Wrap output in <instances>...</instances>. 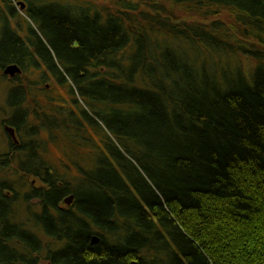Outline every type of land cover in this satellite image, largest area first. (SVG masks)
Wrapping results in <instances>:
<instances>
[{
	"label": "trees",
	"instance_id": "obj_1",
	"mask_svg": "<svg viewBox=\"0 0 264 264\" xmlns=\"http://www.w3.org/2000/svg\"><path fill=\"white\" fill-rule=\"evenodd\" d=\"M110 1L28 0L31 22L4 1L2 124L23 144L0 163L42 186L0 196V264H264V0Z\"/></svg>",
	"mask_w": 264,
	"mask_h": 264
},
{
	"label": "rangeland",
	"instance_id": "obj_2",
	"mask_svg": "<svg viewBox=\"0 0 264 264\" xmlns=\"http://www.w3.org/2000/svg\"><path fill=\"white\" fill-rule=\"evenodd\" d=\"M4 1L5 0H0V11L2 10L3 12H6L8 14L6 4H4ZM12 1L15 5L17 11L21 14V16L26 21L28 20L29 22H31L30 19L25 14V9L24 10L21 9V7L19 5L20 2L27 3L28 0H12ZM33 1H37V0H33ZM43 1L50 2V3L58 2V3H62V4L63 3H77V4L92 3V4L97 5L98 7H107V8H110L114 5V2L110 1V0H43ZM183 19L190 20L189 18H183ZM249 64L250 63H248L244 59L241 62V66L244 70L245 69L247 70V67ZM17 76H19V75H17ZM7 77H9V76H7ZM12 84L13 83L8 82L5 79L3 80V77L0 74V153L8 152V139L6 138L7 133H6L5 128H4L5 126H8V125L2 124V120L12 118V115L14 114V112L8 108V103H7L9 93L12 90ZM52 95L54 97L58 98L59 102L64 103V102L68 101L66 99L64 92H62L59 89H56L52 93ZM59 104H61V103H59ZM16 134H17L16 138L18 139L19 144H20L21 138L19 137L18 133H16ZM42 138H45V137H42ZM47 145H48V151L44 156L46 158H48L47 160L49 161V163H51L50 165L59 171H64L65 169H67V171L69 170L68 175L71 179L76 177V172H75L76 169L73 167L72 158L68 157L67 154L64 153V150L61 148V146H59V144L55 145V144L49 143ZM15 146H17V145H15ZM82 151L84 154L77 159L80 161V163L83 165L84 168H88L91 165V155L89 156L88 150H82ZM11 162L12 163H8L9 167L7 168L8 170L11 171V175H9L8 180L14 186L13 189L18 193L17 196L23 197L24 195H28V193L30 192L31 189H33L35 187L38 188V187L42 186L40 181H38V179L36 180L32 177L24 176L23 174H21L19 169L16 168V166L13 167V165L16 164V161H11ZM10 164H12V166ZM13 172H16V173H13ZM77 178H78V180H80L79 174H77ZM33 183H35V184L32 185ZM12 194L15 195L14 192H12ZM34 203H37V201L35 200L32 202V204H34ZM64 207H67V206L64 205ZM39 264H47V261L42 260Z\"/></svg>",
	"mask_w": 264,
	"mask_h": 264
},
{
	"label": "flooded vegetation",
	"instance_id": "obj_3",
	"mask_svg": "<svg viewBox=\"0 0 264 264\" xmlns=\"http://www.w3.org/2000/svg\"><path fill=\"white\" fill-rule=\"evenodd\" d=\"M9 126V125H8ZM6 127V126H5ZM4 127V128H5ZM9 127H11V126H9ZM12 128H14V127H12ZM15 129V128H14ZM17 130L15 129V135L17 136ZM6 138L8 139V152H10L11 150H14V149H19L18 147L21 145V144H23L22 143V141H21V143L19 144V141H18V139L16 138V140L13 138V136L11 135V134H9V133H7V135H6ZM15 145H17V146H15ZM11 160L12 161H14V158L12 157V155H11ZM11 166H12V164H10ZM14 166H16V168L17 169H19V170H21L22 168H29L30 166L29 165H20V164H18V163H16L15 165H13V167ZM0 167L1 168H3V169H7L8 167H9V164H2V163H0ZM52 167V166H51ZM52 169H53V167H52ZM55 169V168H54ZM2 183V182H1ZM35 183H33L32 185H34ZM0 187H2L3 189H0V196H3L4 197V199H28V195H24L23 197H20V196H17L18 195V193L14 190V189H10V188H8L7 186H1V184H0ZM36 188V187H35ZM34 189V188H33ZM36 189H41V187H38V188H36ZM49 189L48 188H45L44 186H43V191L44 192H47ZM30 191H32V190H30ZM12 192H14V194L15 195H13L12 194ZM11 195V196H10ZM71 196H73V198L75 199V196L73 195V194H68L67 196H65L63 199V202L60 204V209H63L64 208V205L61 207V205L62 204H64V201H65V199H67V198H69V197H71ZM10 197V198H9ZM74 202H75V200H74ZM47 264H52L51 262H47Z\"/></svg>",
	"mask_w": 264,
	"mask_h": 264
},
{
	"label": "water",
	"instance_id": "obj_4",
	"mask_svg": "<svg viewBox=\"0 0 264 264\" xmlns=\"http://www.w3.org/2000/svg\"><path fill=\"white\" fill-rule=\"evenodd\" d=\"M19 5H20L21 9H23V10L26 8V4L23 3V2H20ZM21 73H22L21 68L18 65H16V64L8 65L4 69V72H3V74L5 76H9L10 78H14L17 75H20ZM5 131L7 133L11 134L13 136V138L16 140V135H15L14 128L6 126L5 127ZM73 202H74V198H73V196H71V197L65 199L64 204H62L61 207L63 205L71 206L73 204ZM97 243H99V239L97 237H93V244H97Z\"/></svg>",
	"mask_w": 264,
	"mask_h": 264
}]
</instances>
